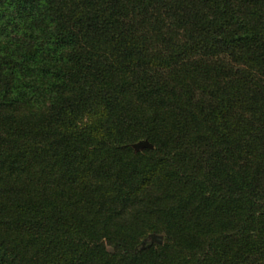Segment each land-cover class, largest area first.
Wrapping results in <instances>:
<instances>
[{
	"label": "trees",
	"instance_id": "16d2710c",
	"mask_svg": "<svg viewBox=\"0 0 264 264\" xmlns=\"http://www.w3.org/2000/svg\"><path fill=\"white\" fill-rule=\"evenodd\" d=\"M0 264H264V0H0Z\"/></svg>",
	"mask_w": 264,
	"mask_h": 264
},
{
	"label": "water",
	"instance_id": "95a60500",
	"mask_svg": "<svg viewBox=\"0 0 264 264\" xmlns=\"http://www.w3.org/2000/svg\"><path fill=\"white\" fill-rule=\"evenodd\" d=\"M132 147L138 151V150H141L143 148H152L153 147V144L150 143L147 139L145 140H140L136 143H133L132 144ZM163 235H160V234H156V233H151L149 235V239L151 240V243H154V242H158V243H162L163 242ZM110 251H113L112 248H110Z\"/></svg>",
	"mask_w": 264,
	"mask_h": 264
},
{
	"label": "rangeland",
	"instance_id": "374dc122",
	"mask_svg": "<svg viewBox=\"0 0 264 264\" xmlns=\"http://www.w3.org/2000/svg\"><path fill=\"white\" fill-rule=\"evenodd\" d=\"M148 239H149V237H148ZM150 240V239H149ZM150 242H151V240H150Z\"/></svg>",
	"mask_w": 264,
	"mask_h": 264
}]
</instances>
